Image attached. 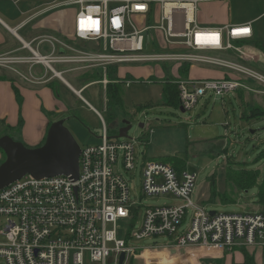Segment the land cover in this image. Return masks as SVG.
Segmentation results:
<instances>
[{"label":"built area","instance_id":"1","mask_svg":"<svg viewBox=\"0 0 264 264\" xmlns=\"http://www.w3.org/2000/svg\"><path fill=\"white\" fill-rule=\"evenodd\" d=\"M202 1H66L58 7H79L74 15V38L94 46L70 48L54 37H45L40 45L48 46L49 52L27 45L20 52L0 56V67L32 84H39L33 76L35 66L44 68L43 78L52 74L59 79L65 72L54 65L66 66L71 72L101 70L103 79L96 83L108 102L110 84L128 88L140 81L110 80L111 68L119 73L126 65H207L236 77L169 78L168 83L178 87L180 109L185 111L209 93L235 94L245 89L244 82L264 89V47L255 46L253 25L204 28L197 21ZM150 43L159 52L146 53ZM25 50L28 54L22 53ZM223 52H233L235 60L209 55ZM23 66H28L31 78L21 73ZM97 114L103 122L100 142L81 148L77 180L28 175L0 191V260L4 264H131L139 258L148 264L146 255L152 249L140 243L159 237L170 239V246L160 249L170 255L192 249L232 252L254 248L264 264V211L212 215L194 200L196 173L146 158L138 165L137 146L142 142L111 137L103 116ZM122 168L134 176L140 171L139 188ZM154 197L174 202L163 207L143 205L144 198ZM189 213L190 223L181 230Z\"/></svg>","mask_w":264,"mask_h":264},{"label":"rangeland","instance_id":"2","mask_svg":"<svg viewBox=\"0 0 264 264\" xmlns=\"http://www.w3.org/2000/svg\"><path fill=\"white\" fill-rule=\"evenodd\" d=\"M205 4L212 12L211 17L215 19L242 23L258 18L253 25L255 40L264 47V0H209ZM78 9L77 5L63 8L64 30L61 36L54 38L70 48L92 47L93 43H85L72 36L73 19ZM213 25L215 24L211 26ZM46 52H49V48L45 46L43 53ZM157 52L159 49H155L152 43L146 48V53ZM22 53L28 54V52ZM209 55L235 60L233 52ZM172 65L171 63H152L120 67L118 75L123 80H140L124 88L121 106L110 104L102 87L93 82L91 77L84 74L85 72H71L66 66L54 65L58 71L65 72L63 77L75 90H81L89 85L82 92V97L88 104L69 89L61 79L52 78V74L43 78L45 70L42 66L34 67L33 76L39 84L52 83L55 86L66 111L50 114L43 108V112L51 118L53 123L65 120V126L81 148L98 144L99 137L102 135L103 122L90 107L92 106L103 116L110 136L113 138L118 137L123 121L126 120L132 125L128 133L129 138L142 142L137 146L140 154L138 165L141 166L145 158L158 161L168 158L183 160L186 170L197 174L193 196L197 204L205 206L208 211L218 213L254 212L261 205L258 194L260 186L264 184V160L259 158L260 152L264 149V116L246 120L243 118V113L251 110L253 106L264 108V89L252 82H244L245 89L235 94L209 93L200 99L198 105L192 110L182 112L180 108L170 103L163 93L162 81L173 75ZM196 68L198 70L192 71V78H208L213 77L216 72H223L207 65H197ZM4 70L8 72L9 77L13 74L16 79L27 82L21 76L0 67V73ZM20 71L24 76H30L28 66H23ZM178 78L187 79L183 76ZM147 80H152L153 83H147ZM22 103V100L19 101L20 106ZM19 118L23 120L21 114ZM140 124H144L145 128L141 129ZM23 132V123L21 126L14 125L10 120L4 122L0 118V138L8 135L15 141L25 144ZM5 159V155L1 152L0 165ZM241 168L248 172L260 171L259 184L248 190H236L228 180V173L230 169ZM121 172L127 178L132 177V185L140 187V171L135 176L126 174L123 168ZM214 190L216 196L212 197ZM225 195L233 201H223ZM172 202L174 201L169 198L155 197L142 200L143 205L147 207H163ZM191 217L192 213H189L181 230L187 229ZM139 226L140 222L136 223L134 228L138 229ZM170 244L171 241L167 237L140 243L142 247L152 249L148 254V257L152 259H159L160 254H154V252H159ZM138 260L135 264H146L144 258ZM154 262L168 264L158 260ZM0 264L4 262L0 260Z\"/></svg>","mask_w":264,"mask_h":264},{"label":"crops","instance_id":"3","mask_svg":"<svg viewBox=\"0 0 264 264\" xmlns=\"http://www.w3.org/2000/svg\"><path fill=\"white\" fill-rule=\"evenodd\" d=\"M66 1L0 0V56L20 52L27 45L43 53L45 45H40V41L45 37H59L64 30V7H58V4H63ZM206 1L209 0H203L200 4L197 15L199 25L204 28L214 29L227 25L243 24L254 25L255 20L258 19L242 23H232L228 20L212 18V12L205 4ZM212 24L216 26H211ZM46 47L49 48L48 46ZM23 52H27V50ZM192 70L198 69L194 66ZM11 79L0 80V118L4 122L10 120L12 124L18 125L20 123L19 115L21 114L23 116V138L25 145L32 148L37 147L47 137L49 128L53 124L50 120L51 118L43 112V108L52 114L65 112L66 107L54 85L29 84L16 79L13 74H11ZM61 81L78 97L83 99L82 93L79 94V92L84 87L81 90H75L64 77ZM15 89L19 91L23 102L22 106L19 105ZM86 103L88 104V102ZM90 107L96 113L98 112L92 106ZM255 211H264V204L258 206ZM249 251L256 252V263L261 264L259 250L250 248ZM148 254L146 255L147 258H149ZM154 254H160L161 257L159 259L149 258L148 264H151L152 260L153 264H155L154 260L168 264H243L245 261L242 249L232 252L221 249H192L187 250L185 254L181 255H174L173 252L170 255L163 251L154 252Z\"/></svg>","mask_w":264,"mask_h":264},{"label":"water","instance_id":"4","mask_svg":"<svg viewBox=\"0 0 264 264\" xmlns=\"http://www.w3.org/2000/svg\"><path fill=\"white\" fill-rule=\"evenodd\" d=\"M181 111L185 112L183 109ZM65 122L59 120L50 126L46 142L41 147H27L8 135L0 138V149L6 158L0 165V191L28 175L35 179L59 176L78 179L81 147L65 126ZM131 128L128 121H123L118 138H129ZM140 128H145V125L140 124ZM214 213L211 212L212 215ZM124 258L125 255H122L121 263Z\"/></svg>","mask_w":264,"mask_h":264},{"label":"trees","instance_id":"5","mask_svg":"<svg viewBox=\"0 0 264 264\" xmlns=\"http://www.w3.org/2000/svg\"><path fill=\"white\" fill-rule=\"evenodd\" d=\"M72 36H73V32H72ZM254 43H255V46H257L260 49H263V46L258 41H256L255 39H254ZM172 70H173L175 77H174V75H171L169 77L170 79H174L177 76L192 78L191 74H192L193 70H192V66L189 64L173 65ZM84 74L91 77L93 79V82H99L103 79V72L101 70H95L94 72L93 71H87ZM118 74L119 73L116 70V68H111L109 73H108V77L110 78L111 81H115V80L120 79ZM169 78H166L164 80V81H166V83H163V93L170 100V103H172L176 107L180 108L181 105H180V96H179L178 87L175 84L168 83ZM234 78H236V77L233 75H230L228 73L216 72L213 75V77L199 78V79L216 80V79H234ZM10 79H11V77H9L8 72H6L5 70H4V72L0 73V80L3 81V80H10ZM193 79H198V78L193 77ZM48 86H53V84L49 83ZM124 88L125 87L121 84H110L108 86L107 96H108V100H109L110 104L115 105V106H121L123 104ZM15 91H16V96H17L18 101H21V96L19 94L18 89H15ZM261 116H264V108H262L261 106H253L251 108V110L243 113V118L246 120L258 118ZM22 123H23V121H22V119H20L19 126H21ZM45 142H46V138L37 147L43 146L45 144ZM27 147H29V146H27ZM30 148H32V147H30ZM34 148H36V147H34ZM1 152H3V151L1 150ZM3 154H4V152H3ZM259 158L264 160V149L260 152ZM161 161L172 165L178 171L186 170L185 162L181 159L168 158V159H164ZM232 164L236 165L235 162H232ZM260 179H261V172L260 171L248 172V171H245L244 169L241 168V169H235V170L230 169V171L228 173L229 182L232 183L234 185L235 189L238 191L248 190L252 186L259 184ZM211 196L212 197L216 196L215 190L212 191ZM258 196H259V202L261 204H264V184H262L260 186V192H259ZM223 201L231 202V201H233V199H230V198H228L227 195H225L223 198ZM249 249L250 248L242 249V251L244 252V255H245V261L243 264H257L256 263V258H257L256 252L255 251L250 252ZM259 255H260V253H259ZM260 261H261V256H260ZM131 264H135V261L133 260L131 262Z\"/></svg>","mask_w":264,"mask_h":264}]
</instances>
